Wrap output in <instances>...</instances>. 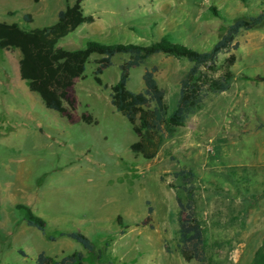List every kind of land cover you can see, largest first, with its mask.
<instances>
[{
  "label": "rangeland",
  "instance_id": "obj_1",
  "mask_svg": "<svg viewBox=\"0 0 264 264\" xmlns=\"http://www.w3.org/2000/svg\"><path fill=\"white\" fill-rule=\"evenodd\" d=\"M75 2L0 0V21L43 28ZM83 8L95 22L58 47L78 50L89 41L148 46L167 37L203 53L233 24L264 12V0H84ZM237 41L231 88L209 95L152 160L131 151L138 140L133 126L111 104L110 89L95 81L100 56H91L85 79L69 92L71 121L48 110L21 80L20 51L0 50V264H37L42 252L54 258L82 252L84 264H197L181 253L178 198L186 202L187 196L174 173L182 168L196 174L208 264H264V81L257 79L264 77V23L242 31ZM227 56L220 54L217 67ZM129 58L115 56L103 82L115 84ZM153 66L171 112L192 64L155 55L131 70L128 89L141 92L143 75ZM83 114L94 122H83ZM19 204L45 220V233L27 225ZM149 206L152 221L142 225ZM60 231L83 233L95 252L59 237Z\"/></svg>",
  "mask_w": 264,
  "mask_h": 264
},
{
  "label": "trees",
  "instance_id": "obj_2",
  "mask_svg": "<svg viewBox=\"0 0 264 264\" xmlns=\"http://www.w3.org/2000/svg\"><path fill=\"white\" fill-rule=\"evenodd\" d=\"M83 2L84 0H76L73 5H68L59 12L56 23L43 28L26 30L18 23L0 21V50L20 51L21 80L27 83L31 92L40 96L48 110L67 116L71 121L73 116L68 104L71 109L75 108L73 102L69 100V92L76 80L85 79L86 67L91 56H100L96 60L95 81L105 89H110L111 104L131 123L138 137L131 145V151L146 160H152L158 155L162 143L172 136L176 128L185 125L209 95L217 96L231 88L235 77L233 68L238 60L237 51L241 47L237 41L238 36L242 31L253 30L264 23V12L250 21H239L229 28L211 51L203 53L184 44L172 42L167 37L148 46L107 45L89 41L85 48L78 50L58 47L59 40L82 25L95 22L94 16L85 14ZM10 15L15 13L11 12ZM24 20L30 23L33 17L26 14ZM223 52L228 56L217 67L219 56ZM117 55H129L130 58L120 64L119 80L113 85L105 84L101 75L104 70L113 66V59ZM155 55L186 59L192 64L180 82L179 100L171 112L166 102V90L157 80L158 66L146 69L143 75L144 89L141 92L136 93L128 89L131 70L145 64ZM257 79L264 81V77L261 76ZM81 120L89 124L94 122L93 117L86 114L81 116ZM174 177L182 179L187 196L186 202L178 198L181 253L187 262L208 264L204 229L196 213L193 184L196 174L191 169L182 168L174 173ZM16 208L22 213L29 227L45 233L47 227L45 220L36 216L29 206L19 204ZM152 215L153 208L149 206L148 216L142 225H148L152 221ZM117 222L124 228L122 217H118ZM58 236L67 237L81 244L90 253L96 250L92 241L79 231H60ZM48 240L54 241L56 237L50 235ZM36 263L84 264L85 256L82 252H75L62 258H54L42 252L38 255Z\"/></svg>",
  "mask_w": 264,
  "mask_h": 264
},
{
  "label": "crops",
  "instance_id": "obj_3",
  "mask_svg": "<svg viewBox=\"0 0 264 264\" xmlns=\"http://www.w3.org/2000/svg\"><path fill=\"white\" fill-rule=\"evenodd\" d=\"M256 128H257V127H256ZM263 129H264V127H263ZM261 160L264 161V158H262Z\"/></svg>",
  "mask_w": 264,
  "mask_h": 264
}]
</instances>
